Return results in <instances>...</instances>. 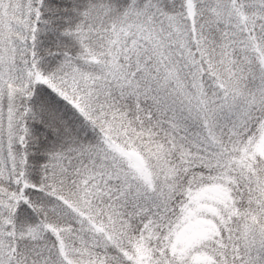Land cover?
<instances>
[{
    "label": "snow or ice",
    "instance_id": "obj_1",
    "mask_svg": "<svg viewBox=\"0 0 264 264\" xmlns=\"http://www.w3.org/2000/svg\"><path fill=\"white\" fill-rule=\"evenodd\" d=\"M0 264H264V0H0Z\"/></svg>",
    "mask_w": 264,
    "mask_h": 264
}]
</instances>
